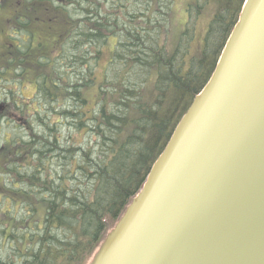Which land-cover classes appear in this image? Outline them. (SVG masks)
<instances>
[{"label":"water","instance_id":"1","mask_svg":"<svg viewBox=\"0 0 264 264\" xmlns=\"http://www.w3.org/2000/svg\"><path fill=\"white\" fill-rule=\"evenodd\" d=\"M227 41L91 264H264V0Z\"/></svg>","mask_w":264,"mask_h":264},{"label":"trees","instance_id":"2","mask_svg":"<svg viewBox=\"0 0 264 264\" xmlns=\"http://www.w3.org/2000/svg\"><path fill=\"white\" fill-rule=\"evenodd\" d=\"M0 1V6H3L2 0ZM152 1L162 2L161 0ZM243 2L244 0L231 1L227 6V13L224 15L222 14L224 10L218 9L216 5H211L205 9V2L198 3V0H193L190 4L191 7L186 5L185 0L182 2L179 0H168L169 11L172 13L173 19L170 18L169 20L168 34L162 31L161 37L172 39L173 42L179 41L182 47L187 46L190 35L194 34L197 37H201L199 40L200 46H197L198 40L194 43V46L199 48V53L195 57L197 62L201 63L197 66L199 69L194 70L193 66L188 65L187 70H185L188 76H185L183 73H175L174 69H178V65L173 64L172 61L173 49L166 47L162 48V52L156 57V59L160 60L159 62H149L145 58L147 63L144 65L145 67L142 66V69L145 68V70L138 69L141 72L143 71L146 79L143 80L142 75L138 77L140 81L131 82V78H127L128 75H124L125 78L123 79L122 77L121 81L115 79L108 80L105 67L109 64L113 66L112 69H114L116 64L124 67L134 65L135 60L131 59L130 55L136 57L141 54L142 51L140 49L143 47L144 42H141L142 47L140 46L135 51L127 49L120 43V45L126 48V51L124 49L118 51L117 49L119 48H116L115 45L117 40L121 39V36L108 24L103 26L110 31L108 36H104V33L101 32L100 37L85 41L80 36L83 32L90 33L88 25L89 22L94 23L93 21H88L87 17L80 21L73 19L65 11L64 0H55V3L53 0H31L30 18L35 20L36 25L41 28L43 27L42 35L47 36V41L53 35L57 36L56 49L58 51H55L56 54L46 57L47 63L45 65H37L32 62V64L30 63L31 69L29 68L33 73H39V94L42 92L46 102L51 98L57 100L63 99L65 93H59L56 90L53 92V96L50 92L45 93L42 90L46 88L47 91L50 85L55 87L57 85L59 87V83L66 84V81L63 79L60 82H55L53 74L54 71H58L56 62L61 60L62 64L69 65L74 54L73 47L77 45L80 52L86 53L85 60H89L86 57H90L92 54L95 56L94 61L87 63L85 67H78L80 75L94 80L97 85L93 89L89 87L85 89L87 93L91 92L89 94L91 98L88 100L91 101L89 109L92 111L97 109L100 95L103 93V85L105 86L106 82L109 81H116L120 83L121 87L126 82H130L131 88L129 91L135 94H139L140 89H137L138 87L144 86L148 89L149 96L168 101V103L164 104L166 109L159 112V120H153L155 125L160 127V133L154 132L155 136L159 135L158 139L155 140L151 132L146 133L142 131L141 126L138 127L141 115L144 114L142 107L135 108L134 111L137 113L134 115L129 112V109L124 108V111L120 114H128L127 120L129 121L126 122L127 124L122 130V135H137V137H141V141L139 139L136 141V150L133 152H129L128 150L126 152V156L118 164L119 168H113V173L109 172V175L103 174L101 179H96L91 185L71 182L67 179L66 174L77 173L79 170L73 167L71 170L64 172L61 166L56 175H52V180L47 181L43 186L44 188L47 187V190L51 193L42 196L40 201L37 202V199L25 190L14 189L12 192L8 191L0 179V197L4 196L7 198V196H10L15 205L25 204L30 210L28 217H24L23 215L22 218H16L13 215H9L7 206L0 208V238H2V244H5L3 252H5V255H9L7 259L0 257V264H48L46 262L63 264V261L66 259L70 260V264H89L107 234L115 227L118 220L124 214L132 198L140 191L152 162L163 150L177 122L189 107L194 94L206 83V79L221 52L223 40H226L227 33L236 22ZM203 8L204 14L200 16L201 14L199 13ZM85 10L88 11V8ZM179 14L182 15V21L178 18ZM206 14L209 15V19L207 22L202 23L203 17L207 19V16H204ZM200 21L202 25L201 30L199 29L196 32L197 24ZM217 26L221 27V31L217 29ZM212 34L216 39H219L220 45L217 42L213 46ZM183 37L184 42L181 43L180 40ZM113 39L114 41L111 46H108ZM67 47H72V55H68L70 51L68 52ZM58 54L62 57L60 60H58ZM194 54V51L193 53L191 52V58H193ZM132 60L133 62H131ZM100 63H102V66H100ZM165 68H169L171 72L166 71ZM204 70L207 74L205 79L200 76ZM44 78L48 80L49 84L43 85L42 79ZM179 81H181L180 83L187 90V93L182 97L174 99L171 95L168 96L167 92L162 93L165 94L164 96L158 94L159 90L157 88L164 90V87H173L174 83L177 84ZM113 93V90L107 91L112 101L116 103L117 100L114 98ZM47 94H49L48 98ZM81 95L82 98L88 96L83 93ZM170 103H172V108H169ZM101 111H103V108ZM141 131L142 133H140ZM91 142L93 143V138ZM18 144L15 142L10 147L8 143H5L0 146V171H8V175H11L12 170H14V167H12L13 162L24 163L26 165L32 164L34 148H23L21 145L16 147ZM118 149L119 147L116 145L114 149L110 148L109 150L116 151ZM100 151H103V149H100ZM111 156L114 155L111 154ZM32 166L34 171H36V167L33 164ZM19 170L18 168L17 171ZM20 176L23 175L20 174ZM27 177L33 180L32 175ZM114 179L118 181L116 185H113ZM74 180H77V178L72 179V181ZM92 185H98L99 189L95 199L89 194ZM53 195H61L65 199H60L61 201H56L55 199L53 201ZM98 198H102V207L95 205V201ZM51 203L54 204V207L51 206ZM49 210L55 215L51 221L56 220L55 217L64 214L68 218L75 219L74 221L77 223L73 228V238L69 247L65 248V250L63 248L64 257L58 255L63 250L61 252L55 251V247L45 238L42 222L50 215ZM53 226H57L56 222L53 223ZM53 231L58 232L65 241L71 239V232L67 229H56ZM61 232L63 233L61 234ZM19 256L23 257L19 258ZM41 257L43 258L42 262L40 261Z\"/></svg>","mask_w":264,"mask_h":264},{"label":"bare ground","instance_id":"3","mask_svg":"<svg viewBox=\"0 0 264 264\" xmlns=\"http://www.w3.org/2000/svg\"><path fill=\"white\" fill-rule=\"evenodd\" d=\"M161 1L162 2H154L152 0H111L110 6L108 5L109 7H106L104 0L102 2L89 0L90 5L86 3V0H64L65 11L73 19L80 21L87 17L88 21L94 22H89L88 26L90 28V33L83 32L80 36L83 37L85 41L100 37L101 32L104 33V36H108L110 31L103 27L105 24H108L121 36V39L117 40L115 45L116 48H119L117 49L118 51L120 49H124V51H126V48L135 51V49L140 46L142 47L141 42H144L143 47L140 49V51H142L141 54L136 57L130 55L131 59L135 60L134 65L124 67L116 64L114 69H112L113 66L109 64L110 67L108 65L105 67L106 77L108 80L115 79L117 81H121L122 77L123 79L125 78L124 75H128L127 78H131V82L140 81L138 80V77H141L144 73L138 69H142V66L147 63L145 58H147L149 62L160 61L159 59H156V57L162 52V48L169 47V49H173L172 61L173 64L178 65V69H174V72L177 74L183 73L185 76H188L185 73L188 65L193 66L194 70H198L199 68L197 66L201 64H199V62L195 59L197 53H199V48L194 46V43L197 40V46H200L199 40L201 37H197L194 34L190 35L188 44L185 47H182L179 41L173 42L172 39L161 37L162 31L168 34L169 20L170 18L173 19V15L169 11L168 0ZM192 1L193 0H185V3L190 6ZM231 1L233 0H198V3L205 2V9L211 5H216L218 9L224 10L222 14L225 15L227 13V6L231 3ZM35 6L37 7V5ZM0 7L1 9L3 8V6ZM124 7L125 9H122ZM86 8H88V11L85 10ZM204 8L199 13L201 14L200 16L204 14ZM238 19L239 16L230 31L227 33L228 36L226 40H223V44L221 43V50H224L225 45H227V39L233 31ZM30 20L32 19L30 18ZM217 29L221 31V27L217 26ZM211 37L213 46H215L217 42L220 45L219 39H216L213 34ZM113 41L114 39L110 41L108 46H111ZM180 41L181 43L184 42V37L181 38ZM120 43L126 48L120 45ZM193 51L195 54L193 58H191V52L193 53ZM73 52V61L69 62L72 65L71 67L68 65L73 76L67 77L65 73L59 72V68L66 69V67H64L62 63L58 64V71H54L53 77L56 80L55 82H60L61 79H63L66 81V84L59 83V87L56 85L57 88L50 85L47 91L46 88L42 90L45 93L50 92L52 95L56 90H58L59 93H65L63 99L57 100L51 98L49 101L45 102L47 103L46 107L50 108L51 113H57L58 116L51 118L49 115H45L43 117L42 115H39L38 117V115L34 116L31 113L22 116L23 118L27 117L26 120L31 119L33 121L41 122L39 124V126H41L40 133L30 136L31 141L29 140V144H27L28 146L34 148L32 162L36 167V171H34V169L29 170L28 172H16L15 170H12V173L14 174V177L19 178L21 182L25 183L28 192L32 194V197L37 199V202L40 201L43 195L51 193L47 190V187L44 188L43 186L47 181L52 180V175H56V172L60 170L61 166L63 167L64 172L71 170L73 167L79 170L77 173L66 174L67 179L71 182L91 185L96 181V179H101L103 174L109 175V172L113 173V168H119L118 164L126 156V152H128V150L129 152L136 150L135 143L138 139L141 141V137H137V135H122V130L125 128L127 124L126 122L129 121L127 120L129 117L128 114H120L124 111V108L129 109V112L134 115L137 113L134 109L137 107L140 108L141 106L144 114L141 115L139 121L140 125L138 127L141 126L142 131H145L146 133L151 132V134L154 135L152 136L154 137V140L158 139L159 135L155 136L154 132L160 133V127L155 125L153 120H159V112L164 111L166 109L164 104L168 103V101L158 99L154 96H149V91L144 86L138 87L137 89H140L139 94H135L129 91L131 88L130 82H126L123 87H121L120 83L116 81H109L106 82L105 86L103 85V93L100 95L97 109L92 111L89 109L91 101L88 100L91 98V95H89L91 92L87 93L85 89L87 87L93 89L97 85L94 80L85 77L84 75H80L78 68H74V65L85 67L87 63L94 61L95 56L92 54L90 57H86L89 60H85L86 53L80 52L77 45L73 47ZM78 54L80 55L78 56ZM159 58L161 57L159 56ZM133 60L131 62H133ZM217 62L218 60L211 69L206 79V83L210 80ZM142 70H145V68ZM165 70L171 72L169 68H165ZM206 75L207 74L204 70L201 72L200 76L205 79ZM142 79H146V76L143 75ZM180 82L181 81L177 82V84L174 83L173 87L170 88L164 87V90L156 87L157 90H159L158 94L164 96L165 94L162 93L167 92L168 96L171 95L174 99L182 97L187 93V90ZM42 83L43 85L49 84L46 78L42 79ZM206 83L194 94L189 107L191 106L194 98H196V96L198 98V95L201 94ZM112 90L114 92V98L117 100L116 103H114L111 97L107 94V91L109 92ZM81 93L88 96L82 98ZM48 96L49 94H47V98ZM169 106V108H172V103H170ZM189 107L183 113L181 118L188 111ZM102 108L103 111H101ZM26 112H28V110ZM189 114L185 120L188 118ZM59 120L61 122H59ZM179 122L180 121L177 122L175 127H177ZM28 124L29 128L33 127V125H30V122ZM142 131L140 133H142ZM179 132L180 131L174 134V139L167 147L166 153L176 141ZM82 133L89 134L85 137H81L80 134ZM92 138L93 143L91 142ZM168 142L169 140H167L165 146ZM116 145L119 147L118 150H109L110 148L114 149ZM100 149H103V151H100ZM111 154L114 156H111ZM161 157L164 156L161 155ZM161 157L159 158L157 156L152 162L140 189H142L146 183L152 166L156 167L152 171V174L156 171L159 163L161 162ZM20 174L23 176H20ZM29 175H32L33 180L30 179V177H27ZM150 177L148 179H150ZM75 178H77V180L72 181V179ZM117 183L118 181L114 179L113 185H116ZM14 189L24 190L23 188L15 187ZM98 191V185H92L90 187L89 194L93 199H95ZM138 194L139 192L132 198L128 207L132 204ZM55 199L56 201H61L60 199L65 198L61 195H53L52 200L55 201ZM95 205L102 207V198H98L95 201ZM51 206L54 207V204L51 203ZM49 213L50 215H48L45 221L42 222L45 238L52 246L55 247V251L58 250L61 252L63 248L65 250V248L69 247L73 238V228L77 223L74 221L75 219L68 218V216L64 214L55 217L56 220L51 221L55 215H53L51 210H49ZM54 222H56L57 226H53ZM56 229L69 230L72 235L71 239L65 241L58 232L53 231ZM62 233L63 232H61V234ZM0 249H3V247H1V238ZM64 250L58 254L60 257H64ZM21 257L23 256H19V258ZM42 260L43 258L40 261L42 262ZM46 263L53 264V262ZM63 264H70V260H64Z\"/></svg>","mask_w":264,"mask_h":264},{"label":"rangeland","instance_id":"4","mask_svg":"<svg viewBox=\"0 0 264 264\" xmlns=\"http://www.w3.org/2000/svg\"><path fill=\"white\" fill-rule=\"evenodd\" d=\"M53 1L55 3V0ZM86 1H87L86 3L89 4V0H86ZM93 1L102 2L103 0H93ZM104 1L106 3V7H109L111 0H108V2L107 0H104ZM179 1L182 2L184 0H179ZM3 2H4L3 8L1 10L2 14H5L7 9L8 11H10V14L12 12V8L16 9V0H3L2 3ZM0 4H1V1H0ZM122 9H125V7ZM204 16H207V19L203 17L202 23L207 22V20L209 19V15L206 14ZM181 17L182 15L179 14L178 18L182 21L183 19ZM5 18L7 17H2L0 19V24L5 25L6 23H8V20ZM201 27L202 25L200 21L197 24L196 32L199 31V29L201 30ZM37 30H38V27H36V29L34 28L33 30L36 36H38L36 32ZM39 32L41 33L40 29H39ZM6 33H7V36L3 34L0 36V54L2 56H8V55H11L12 53L14 56L18 57V55L22 53V55H25L27 60H29V63L31 64L33 62L37 65H40V64L45 65V63H47L46 57H48L45 55H50V53H44V55L42 54L41 56H40V53L50 51V49L52 50L53 46L56 47V43H57V36L55 35H53L49 41H47V38H46V40L43 41L42 43L35 42L36 44H34L31 41L30 36H27V40L30 39V44L28 45L26 43L24 45L19 35L13 32V28H9L6 31ZM22 33H24V31H21V34ZM13 41L18 42L22 47H24L21 49L22 50L21 53L20 52L16 53L15 50L12 51L11 48L10 49L8 48V43L13 42ZM28 48L30 49L28 50V53H27L28 55H26L25 50ZM67 50L68 52L70 51L68 55L73 54L72 47H67ZM55 54L56 53H54V55ZM59 55L60 54H58V60L62 58ZM8 61H9V58H8ZM8 61L2 60V63H0V104L4 103L3 111L0 110L1 111L0 112V146L3 145L6 140L11 145H13V143L15 142H18L19 146L21 145L23 146V148L25 147L32 148L28 146L27 144H29L30 136L36 133H40L41 126H39V124L41 122L33 121L31 119L26 120L27 117H24L25 118L24 119L22 116L31 113L34 116L38 115V117L39 115H42V117L45 115H49L52 118L54 116H58V114L51 113L50 108L46 107L47 103H45L46 100H45L44 95L39 94V88H38V85L40 83L39 73L36 74L31 71V73L24 74L25 72L24 70H26L24 68L26 64V61L24 59L22 61L14 59V64ZM70 61H73V58ZM61 63L62 62L60 60L56 62V65L61 64ZM71 65L72 64L69 63L70 67ZM9 66H11V70L8 69ZM63 66L66 67V69L59 68V71L61 73H66L67 77L73 76L72 72L69 71L70 68L68 67V64H63ZM100 66H102V63H100ZM78 67L79 66L74 65V68H78ZM23 76H26V77L29 76V77L22 78ZM27 110L28 112H26ZM29 122H30V125H33L32 128L28 127ZM59 122L61 121L59 120ZM86 134L87 133H82L80 135L81 137H85ZM32 164L29 163V165H26L24 163L19 164V163L13 162L12 167H14V170L16 171H17V168H19L20 170L17 172H28L29 170L33 169ZM0 179L3 185L6 187V189L10 192L14 191V187L23 188L26 192H28L25 183L21 182L19 178L14 177V174L8 175V171H5V170L0 171ZM9 188H13V189H9ZM10 198H11L10 196H7V198L4 196L0 197V208H4V206L5 207L7 206L9 215H14L16 218H22L23 215L24 217H28V214H30L29 207L25 204L15 205L14 202ZM2 242L3 241H1V247H3V249H0V257L7 259L9 255L8 254L5 255V252H3L5 244L4 243L2 244Z\"/></svg>","mask_w":264,"mask_h":264},{"label":"flooded vegetation","instance_id":"5","mask_svg":"<svg viewBox=\"0 0 264 264\" xmlns=\"http://www.w3.org/2000/svg\"><path fill=\"white\" fill-rule=\"evenodd\" d=\"M30 2H31V0L30 1L29 0H16V9L12 8L11 14H10V11H8V9L5 12L6 15L2 14L1 13L2 9L0 8V19L2 17H7L5 19L8 20V23H6L5 25L0 24V36L2 34L7 36L6 31L9 28H13V32L19 35V37L21 38L24 45L26 43L28 45L30 44V39L27 40V36H30L31 41H32V36L30 34L31 33L30 30L32 28H35V26H36L34 20H30V7H31ZM3 4H4V2H3ZM14 11H15V13H14ZM42 28H40V31ZM21 31H24V33L21 34ZM34 40H36V39H34ZM8 48L9 49L11 48L12 51L15 50L16 53H18V52L21 53L22 52L21 49L24 47H22L18 42L13 41V42L8 43ZM30 48L25 50L26 55H28L27 53H28V50ZM8 58H9V61H8ZM14 59L21 60V61L24 59L26 61V64L24 66V68L26 70H24L25 71L24 74L31 73V71L29 70L31 64L29 63V60H27L26 56L22 55V53L20 55H18V57L14 56L12 53H11V55H8V56H2L0 54V63H2V60H5V61L7 60L8 62L14 64ZM8 69L11 70V66H9ZM28 77L29 76H27V77L23 76L22 78H28ZM3 108H4V103H1L0 104V110L3 111Z\"/></svg>","mask_w":264,"mask_h":264}]
</instances>
